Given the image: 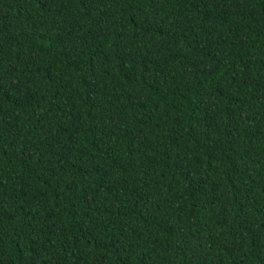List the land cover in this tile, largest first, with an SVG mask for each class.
I'll return each mask as SVG.
<instances>
[{
	"label": "trees",
	"instance_id": "1",
	"mask_svg": "<svg viewBox=\"0 0 264 264\" xmlns=\"http://www.w3.org/2000/svg\"><path fill=\"white\" fill-rule=\"evenodd\" d=\"M0 264H264V0H0Z\"/></svg>",
	"mask_w": 264,
	"mask_h": 264
}]
</instances>
